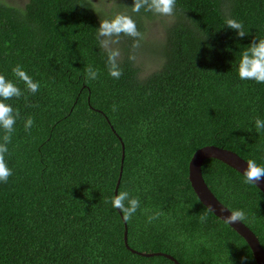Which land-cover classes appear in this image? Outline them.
Instances as JSON below:
<instances>
[{
	"label": "trees",
	"instance_id": "16d2710c",
	"mask_svg": "<svg viewBox=\"0 0 264 264\" xmlns=\"http://www.w3.org/2000/svg\"><path fill=\"white\" fill-rule=\"evenodd\" d=\"M119 2L142 33L154 13ZM229 18L243 24L244 38L225 26ZM100 22L91 0L0 2V74L24 92L3 101L20 115L5 155L13 174L0 182V264H175L126 248L121 215L104 202L121 166L117 194L140 201L126 220L132 249L180 264H256L246 241L199 201L188 165L197 149L215 145L264 167V130L255 128L264 84L237 71L242 51L264 39V0H176L161 63L144 78L126 44L122 75L109 76ZM16 65L39 82L37 93L14 77ZM89 66L97 79H86ZM201 170L220 202L245 213L264 249V194L217 159Z\"/></svg>",
	"mask_w": 264,
	"mask_h": 264
},
{
	"label": "clouds",
	"instance_id": "9594fccd",
	"mask_svg": "<svg viewBox=\"0 0 264 264\" xmlns=\"http://www.w3.org/2000/svg\"><path fill=\"white\" fill-rule=\"evenodd\" d=\"M176 6V0H133L132 11L139 13L143 8L145 11L153 12L154 14L166 17H172ZM225 26L228 29L234 30L238 37L244 38L247 33L244 30L243 24L235 19H227ZM121 35L133 39V49L140 47V42L143 40V35L138 31L134 20L127 15H116L110 20H103L97 29V39L100 47L107 52L108 74L114 79H119L122 75L117 60L120 56L119 49L113 48V44L119 42ZM115 38V39H114ZM135 55L129 56L130 60H135ZM238 76L241 80H251L258 84H264V39L254 40L241 53V58L238 64ZM12 74L19 81L23 82L26 91L29 94H35L40 89L39 82H34L33 79L22 69L20 65L12 68ZM87 80L97 79L99 73L91 66L85 68ZM24 92L11 80L0 74V129L4 131L2 140H0V182L7 183L9 177L12 176V169L8 167L5 160V155L9 149L7 145L11 142L14 126L19 117V111H14L13 107L3 101L13 98H20ZM25 99L27 97L25 96ZM113 111H116V106L113 105ZM34 120L28 117L24 123V129L30 132L33 127ZM255 128L257 132L264 130V120L257 118L255 120ZM246 168L243 171L244 182L247 184H257L264 179V167L257 165L254 160L249 159L246 162ZM111 205L114 209H119L123 213L125 220H130L140 208V201L136 197L130 196L128 191H120L110 199L104 201ZM164 215L162 211H158L153 215L148 216L147 222L151 224L154 220ZM207 219L206 215H201V222ZM245 219V213L242 210L230 211V215L225 218L226 223L241 222ZM248 257H242V261L246 264Z\"/></svg>",
	"mask_w": 264,
	"mask_h": 264
},
{
	"label": "water",
	"instance_id": "95a60500",
	"mask_svg": "<svg viewBox=\"0 0 264 264\" xmlns=\"http://www.w3.org/2000/svg\"><path fill=\"white\" fill-rule=\"evenodd\" d=\"M213 158L217 159L229 167L233 168L237 172L243 175V171L246 168V162L244 158H242L237 153L232 150L225 149L223 147H218L215 145H206L199 149H197L188 165V179L190 185L196 194L199 201L216 217L225 222V218L230 215V209L226 207L222 202H220L216 196L212 193V191L207 186L203 175L201 166L204 160ZM124 159V145L122 144V157L121 161ZM122 173V166L120 168L119 177L115 187V195L117 194L120 178ZM263 194H264V179L259 181L257 184H254ZM124 223V244L127 249H129L132 253L145 256V257H153V256H163L175 264H180L172 255L164 253V252H141L135 249H132L128 244V228L126 220L123 218L122 212L117 209ZM236 233H238L248 244L254 260L256 264H264V249L261 246L259 239L255 235V233L242 221L236 223H227Z\"/></svg>",
	"mask_w": 264,
	"mask_h": 264
},
{
	"label": "rangeland",
	"instance_id": "374dc122",
	"mask_svg": "<svg viewBox=\"0 0 264 264\" xmlns=\"http://www.w3.org/2000/svg\"><path fill=\"white\" fill-rule=\"evenodd\" d=\"M27 0H0L5 4L15 7H23ZM100 21L110 20L116 15H127L129 10L120 4L119 0H91ZM174 20L172 17L160 16L154 14L152 18H145L143 25L144 31L142 32L143 40L140 42V47L133 49L132 44L128 42L126 37H119V42L113 44V48L119 49L122 59L124 56V46L128 45L126 49L128 52L135 55V64L139 68L140 77L144 78L154 70H156L161 63V44L164 43L165 30ZM115 39V38H114ZM126 40V41H125Z\"/></svg>",
	"mask_w": 264,
	"mask_h": 264
}]
</instances>
